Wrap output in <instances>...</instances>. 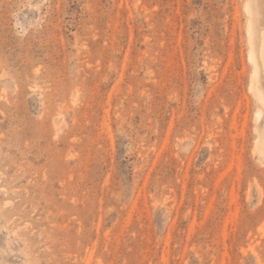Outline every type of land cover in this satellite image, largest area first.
<instances>
[{
    "label": "rangeland",
    "instance_id": "1",
    "mask_svg": "<svg viewBox=\"0 0 264 264\" xmlns=\"http://www.w3.org/2000/svg\"><path fill=\"white\" fill-rule=\"evenodd\" d=\"M247 3L0 0V264H264Z\"/></svg>",
    "mask_w": 264,
    "mask_h": 264
},
{
    "label": "bare ground",
    "instance_id": "2",
    "mask_svg": "<svg viewBox=\"0 0 264 264\" xmlns=\"http://www.w3.org/2000/svg\"><path fill=\"white\" fill-rule=\"evenodd\" d=\"M245 8L250 15L246 27L248 37V59L253 68L251 87L257 89V77L260 74L264 88V0H247ZM254 11V13H253ZM253 20L259 24V29L253 25ZM258 91V90H257ZM258 100L264 104L263 92H257ZM260 114V113H259Z\"/></svg>",
    "mask_w": 264,
    "mask_h": 264
}]
</instances>
